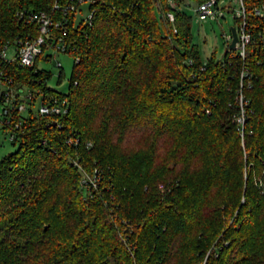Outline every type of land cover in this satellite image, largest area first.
<instances>
[{"label": "trees", "instance_id": "16d2710c", "mask_svg": "<svg viewBox=\"0 0 264 264\" xmlns=\"http://www.w3.org/2000/svg\"><path fill=\"white\" fill-rule=\"evenodd\" d=\"M57 1L0 0V36L34 30L22 8L61 19ZM170 3L96 0L91 23L68 15L57 29L78 60L67 91L46 89L47 70L9 71L42 80L68 111L30 117L0 163V264H264V15L247 13L245 59L227 47L205 62L192 17ZM76 163L98 189L84 191Z\"/></svg>", "mask_w": 264, "mask_h": 264}, {"label": "built area", "instance_id": "2783aa9c", "mask_svg": "<svg viewBox=\"0 0 264 264\" xmlns=\"http://www.w3.org/2000/svg\"><path fill=\"white\" fill-rule=\"evenodd\" d=\"M85 2H89V13L81 21L86 24L91 23L95 12L91 9V6L96 0H63V2L59 0L55 3L54 9L63 14L61 19H55L51 13L46 11L22 8L17 12L19 19L33 26L34 30L27 29L22 35L18 34L7 38L0 36V124L3 125V128L9 130L12 143L19 144L22 141L25 134L24 124L29 121L30 117L34 115L60 116L65 114L68 111V101L61 99L57 93L45 91L40 86H34L36 81L42 83V80L35 78L29 83L17 82L9 74V71L14 66L17 68H34L35 71L46 70L38 67L40 59L48 61L54 56L53 53H68L70 44L66 39V30L58 35L57 29L62 28L63 21L68 22L71 13L75 14V24L77 25L76 16L82 11L80 7ZM218 3L219 0H206L199 3L195 9L199 19L205 20L216 16L217 11L214 7L218 6ZM239 3L240 9L235 13V20L237 17L240 20L234 25L238 42L235 48H230L233 40L231 32V35L227 36L228 47L232 56L245 59L248 47L255 42L254 30L249 27L246 19L247 13L263 16L264 5H255L247 11L243 0H239ZM167 18L170 22L175 21L172 12L167 14ZM175 31H177L176 28ZM259 35L263 39L260 49L264 52V31L260 32ZM222 60H225V57ZM58 65L62 68L60 62ZM250 75V70L244 66L241 70L242 80L237 98L240 112L236 116V121L241 129H244L247 120L249 100L245 96L244 89L245 87H251L248 81ZM48 81L45 83L46 89L51 87ZM76 164L82 173L81 186L84 191L90 193L98 189L100 180L97 174L88 172L79 163Z\"/></svg>", "mask_w": 264, "mask_h": 264}, {"label": "rangeland", "instance_id": "374dc122", "mask_svg": "<svg viewBox=\"0 0 264 264\" xmlns=\"http://www.w3.org/2000/svg\"><path fill=\"white\" fill-rule=\"evenodd\" d=\"M170 2L173 8L192 17V42L197 47L202 60L207 62L213 54L217 59L223 58L228 47L227 36L231 35V29L235 25V13L240 9L239 0H219L218 6L214 7L217 15L205 20L199 19L195 10L198 5L196 2L185 0L182 5L173 0ZM80 8L82 11L76 16L78 24L88 15L89 2H85ZM158 17L161 23V15L158 14ZM53 54L51 60L40 59L38 67L52 73L48 81L49 86L59 91H67L75 58L69 53L57 52ZM59 62L62 64V68L59 67ZM10 137L9 130L0 124V163L3 158L18 147V144L12 143Z\"/></svg>", "mask_w": 264, "mask_h": 264}, {"label": "water", "instance_id": "95a60500", "mask_svg": "<svg viewBox=\"0 0 264 264\" xmlns=\"http://www.w3.org/2000/svg\"><path fill=\"white\" fill-rule=\"evenodd\" d=\"M231 32L233 34V40H232V43L230 44V48L233 49V48H235V45L238 42V36H237V31H236L235 26L232 27Z\"/></svg>", "mask_w": 264, "mask_h": 264}]
</instances>
